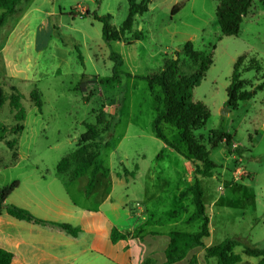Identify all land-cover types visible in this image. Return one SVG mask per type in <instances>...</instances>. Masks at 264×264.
I'll use <instances>...</instances> for the list:
<instances>
[{
    "label": "rangeland",
    "instance_id": "1",
    "mask_svg": "<svg viewBox=\"0 0 264 264\" xmlns=\"http://www.w3.org/2000/svg\"><path fill=\"white\" fill-rule=\"evenodd\" d=\"M136 1H149V10L135 16L131 25L128 0L99 4L96 0H27L23 12L0 27V47L13 33L4 54L7 65L0 51V86L8 94L12 86L17 88L26 116L20 123L23 132L15 133L11 129L18 122L9 101L0 110V136L4 137L0 190L18 182L21 188L16 193L31 187L35 194L60 203L73 183V195L80 201L93 168L71 182L72 168L59 174L57 166L77 148L86 131L84 124H95L100 138L88 148L101 149L96 181L104 176V182L110 175L116 205L129 201L126 212L144 215L143 220L153 215L159 229L198 233L203 218H197L193 201L194 168L156 137L153 121L162 108V91L151 79L138 78L158 73L166 59H177L176 50L191 41L196 51L211 53L213 58L193 91L194 99L209 107L211 117L193 134L210 151L217 169L213 177L200 179L211 234L204 246L195 247L198 258L189 263L198 264L199 259L202 264H218L216 258L206 256L205 249L233 240L234 252L243 259L240 264H255L257 259L243 250L264 248V89L232 110L227 106V88L238 57L248 54L264 65V13L253 14L264 9V0H253L238 36L222 35L217 20L220 0ZM176 6L179 10L173 12ZM3 12L0 8V15ZM94 13L110 15L111 29L123 39L107 40ZM137 32L143 37L132 41ZM182 59L186 70L190 60ZM263 77L254 71L244 73L246 91L263 83ZM34 92L42 101L41 111L33 101ZM161 127L169 141L186 152L180 131L170 124ZM219 129L232 135V143L243 149L241 156L229 153L224 143L211 149L212 134ZM13 140L17 143L12 150L6 141ZM18 200L11 193L6 203L15 205ZM125 211L118 207L108 215L121 222ZM142 219L132 221L140 226Z\"/></svg>",
    "mask_w": 264,
    "mask_h": 264
},
{
    "label": "trees",
    "instance_id": "2",
    "mask_svg": "<svg viewBox=\"0 0 264 264\" xmlns=\"http://www.w3.org/2000/svg\"><path fill=\"white\" fill-rule=\"evenodd\" d=\"M27 0H0V8L4 10L0 15V27L4 25L8 18H17L22 12L23 2ZM99 4L101 0H96ZM129 15L128 23L135 16L143 15L148 12V2H137L128 0ZM253 0H220L217 7V20L223 36H238L241 30L243 19L247 17ZM179 10L176 6L173 12ZM86 14H89L87 11ZM96 20L103 23V34L107 40L121 41L122 36L109 25L110 15L99 16L93 14ZM143 37L141 32L133 35L132 41L140 40ZM131 40V39H130ZM177 59H166L162 69L153 75L138 77L141 79H151L153 84L158 86L163 95L162 108L157 112L153 121V132L156 137L161 139L167 146L174 149L178 154L183 155L193 166L195 182L193 184V201L197 209V218H203L202 228L198 233H188L183 231L170 232V243L166 249V264H173L183 260L188 252L195 247L204 246V240L210 237V218L206 214V207L203 202V190L200 185L201 178H211L217 165L210 158V151L194 136V130L204 127L211 117V110L203 102L196 101L193 91L205 78L206 73L213 65L212 54L196 51L191 41L185 42L176 50ZM182 57L190 60L186 70H183ZM254 71L257 74L264 72L263 62L248 54L238 57L234 63L230 84L227 88V106L232 110L238 109L240 103L250 101L258 90L264 89L263 83L257 85L253 90L246 91V81L242 76L246 72ZM22 94L16 87H11V93L5 92L0 86V110L9 101L10 108L15 113L14 117L18 122L11 131L22 133L24 126L20 124L26 118L25 111L22 108ZM33 101L38 110L42 109V101L37 92L32 94ZM170 124L181 133L182 141L187 150L182 152L180 148L171 143L162 130L161 125ZM86 131L81 134L77 148L68 156L61 159L57 166V172L63 174L70 168L71 182L82 177L90 168H93L91 178L87 184V193L95 186L96 173L98 171V160L101 155L99 146L93 149L88 148V144L94 143L100 138V130L97 125L85 123ZM4 137L0 136V141ZM211 149H215L224 143L229 153L243 154V149L232 143V135L222 129L216 130L212 134ZM17 141H6L10 149H14ZM109 147V143L106 144ZM17 152L13 151V156L17 157ZM125 173L127 169L124 168ZM108 175V172H106ZM19 183L14 182L10 187L0 190V216L6 212L8 215L34 224L49 226L54 229L64 231L67 234L76 237L79 229L69 223L57 222L40 218L26 208L14 204H7L6 201L11 193L18 187ZM125 239V236L114 230L112 240ZM236 242L233 240H224L212 247L205 249L207 257H214L218 264H240L242 256L234 252ZM243 254L249 257L260 258L259 264H264V248L245 247ZM13 254L0 247V264H11ZM191 264V263H189Z\"/></svg>",
    "mask_w": 264,
    "mask_h": 264
},
{
    "label": "crops",
    "instance_id": "3",
    "mask_svg": "<svg viewBox=\"0 0 264 264\" xmlns=\"http://www.w3.org/2000/svg\"><path fill=\"white\" fill-rule=\"evenodd\" d=\"M263 13L262 7L253 14L260 17ZM12 34L0 47L3 62ZM29 46L30 42L23 45L24 48ZM107 177L104 183L101 181L104 176H101L89 193L86 183L85 188L81 189L80 201L75 199L71 183L60 203H54L49 195L35 194L30 190L31 187L20 191L22 194L16 193L21 188L19 183L12 192L19 199L13 202L15 205L43 219L69 223L79 229V234L73 237L64 231L19 220L4 212L0 216V247L13 254L11 264H166L165 252L170 243L169 234L173 230L157 228L153 215L143 220L141 216L144 215L133 214L130 210L126 212L129 201L117 206L113 194L115 185L112 179L110 182V175ZM100 182L104 184L101 186ZM118 207L126 212L121 222L114 221L108 215V212L116 211ZM134 219H138V223L142 219L143 223L139 226L136 221H132ZM114 230L123 234L125 239L113 241ZM198 254L197 248H194L183 260L173 264H189L193 257L198 258ZM256 259L255 264H259L260 258ZM198 264H202L199 259Z\"/></svg>",
    "mask_w": 264,
    "mask_h": 264
}]
</instances>
